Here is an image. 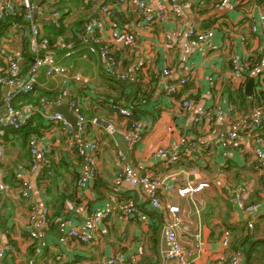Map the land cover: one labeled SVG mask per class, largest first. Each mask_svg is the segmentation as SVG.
<instances>
[{"label":"crops","instance_id":"1","mask_svg":"<svg viewBox=\"0 0 264 264\" xmlns=\"http://www.w3.org/2000/svg\"><path fill=\"white\" fill-rule=\"evenodd\" d=\"M97 1L112 6L114 19L134 38L132 44L111 50L119 62L120 73L129 75V84L125 87L106 71L96 45L83 31L86 24L95 20L101 26L93 27L94 36L101 35L103 41H107L106 31L100 30L106 24V17L100 13ZM122 1L120 4L118 0H93L90 3L32 0L43 10L39 23L45 36L46 19H50L53 13L59 14L60 35L53 38L49 33L47 36L51 41L49 53L52 61L65 68L68 74L48 79L40 72L31 97L37 100L40 95L52 98L58 94L61 104L66 102L67 107L71 100L79 103L86 119L83 137L96 141L98 145L97 175L92 184L76 187L75 182L84 176L86 166L78 156L66 150L65 137L55 125L43 121L44 134L53 143L50 153L53 162L36 179L35 194L38 201H46L50 208L49 226L40 230L38 238L29 245L26 242L29 234L19 230L23 229L20 226L27 217L25 205L0 195V243L5 242L9 233L14 237L11 242L17 247L15 255L2 264H25L26 260L34 264H110L113 258L128 259L133 255L137 256L135 264H155L159 257L158 225L162 215L151 211L144 203L146 189L134 191L123 187V192L114 194L117 151L128 156L137 173L161 180L160 200L164 207L178 206L185 219L191 222V227L199 233L202 245L196 253L195 264H219L230 259L233 250L242 243L245 250L241 251L239 247L241 252L234 264H245L246 251L254 241L257 244L251 250L249 264H264V163L259 167L251 153L252 146L258 147L255 140H264V128L251 133L250 138H240L238 143L226 149L215 142L220 133H243L246 123L264 115V104L258 97L264 93V32L262 29H258L257 34L251 32L253 19L257 21L258 13L264 10V0H232L239 5L230 13L201 8L200 0H185L182 16L176 18L168 11L165 21L152 26L140 22L136 7L140 0ZM210 1L213 0H207V3ZM146 2L158 6L156 0ZM4 5L0 0V11ZM221 22L227 27L228 24L237 27L236 34L247 38L246 49L255 67L248 72L243 84L232 78L226 61L231 48L221 36L220 28L211 41L202 45H192L184 35L189 27L209 31ZM173 32L179 37L175 45L169 46L166 38ZM22 35L20 32L10 36L7 29L0 33V75L7 68L6 59L12 54L22 57L21 64L26 61L24 54L29 52L23 50V46L27 36ZM239 46L236 40L234 47L238 49ZM108 47L111 49V45ZM139 62L143 68L135 71ZM186 65L193 67L194 79L174 98L168 97L165 87L175 82ZM164 71L168 74L164 75ZM75 76L81 80L73 81ZM250 78L254 80V86L249 96L245 86ZM11 90L1 86L0 101ZM240 91L245 98H240ZM182 95L191 99V110H181L176 104ZM38 106L37 109L42 108V105ZM57 106L48 107L46 113H56ZM114 106L127 107L143 124L141 138L135 144L130 145L122 138L130 120L112 109ZM200 111L207 115L195 127L190 126L189 120ZM38 116L42 119L40 114ZM13 136L14 132L0 136V144L5 149V157L0 160V177H9L20 164L28 162V153L21 147L22 139ZM184 136L196 141L201 148L191 159H182L181 163L170 168L162 167L154 158L153 150L161 148L175 152L179 139ZM74 139L84 140L77 134ZM199 182H207L209 187L194 196L202 206L199 215H194L188 199L178 197L170 189ZM228 192L239 194L245 204L256 207V212L246 215L236 200L227 199ZM128 199L148 215L147 225L124 221L115 214L97 225L95 241L89 245L67 237L72 228L88 232L92 215L109 204L118 208ZM249 217L254 222L252 232L247 228ZM67 221L71 225H67ZM248 241L249 245L246 244ZM182 246L192 250L188 245Z\"/></svg>","mask_w":264,"mask_h":264},{"label":"built area","instance_id":"2","mask_svg":"<svg viewBox=\"0 0 264 264\" xmlns=\"http://www.w3.org/2000/svg\"><path fill=\"white\" fill-rule=\"evenodd\" d=\"M5 5L2 11H0V21L6 20L12 14H15L18 7L23 6L26 9V28H27V46L29 54L32 58L33 65L26 73L23 79L20 78V65L22 57L18 58V54H12V57L6 59L7 68L4 75H0V87L7 86L12 88L10 92L3 96L0 101V136H3L7 132H16L23 125L27 123V120L34 114L38 113L42 116L44 122L55 125V127L64 135L66 150L72 155L78 156L86 166V171L83 177L76 180L75 186L80 188L84 184H92L97 175V152L98 145L96 141L87 140L84 136L86 130V119L80 111V105L75 100L68 102V107L72 115L76 118L74 126L70 125L61 114L53 113L47 114L46 109L48 107H55L61 104V100L56 102H49L42 99L41 109H37V106L26 104L19 109L14 107L13 102L19 96L31 95L34 92L35 84L37 83V77L40 72H43L44 76L48 79H53L58 76H66L68 73L62 66L54 63L49 53V42L43 37V30L39 23V18L42 16L43 10L36 6L32 0H3ZM93 0H84L85 3H90ZM147 0H140L136 3V7L140 13V22L146 26H152L160 24L166 20L167 12L172 13L176 18L182 16L183 4L185 0H156L158 6L155 7L146 2ZM97 6L100 13L105 15L106 24L101 27L100 30H105L107 33V41H103L104 38L94 36L93 27L98 25L95 20H91L83 27L84 33L87 35L89 41L96 45V51L99 57L104 61L106 71L116 80L125 81L129 78V75L120 73L119 62L114 56L112 49H117L123 45H130L133 43V36L127 34L118 24L113 17L114 8L110 5H103V1H97ZM118 3L122 4V0H118ZM239 3L232 0H213L207 3V0H200L199 7H210L212 10H224L227 13L234 12ZM259 18L256 21L253 19L251 26L252 33H258V29H262L264 32V10L259 13ZM58 13H53L52 17L57 19ZM221 22L218 27L209 31H202L197 26L189 27L185 31V37L191 40L192 45H202L208 41H211L214 37L215 31L220 28V33L223 38L227 40L228 48L231 51L227 55V63L230 67V72L234 81L244 83L246 81V75L249 72V64L251 63V54L248 53L247 38L236 34L237 27H232L228 24V27ZM56 26L57 23L54 22ZM221 25H224L220 27ZM8 32L10 36L20 33L21 27L16 22L8 23ZM179 35L176 32L167 36L166 41L169 46L176 44ZM236 40L240 43L239 48L236 47ZM8 41V40H7ZM111 45V49H109ZM234 47V48H232ZM264 53V45L262 46ZM143 68L142 62L137 63L134 68L135 71ZM164 75H167V71H164ZM194 69L191 66H184L183 73L176 78L175 82L165 87V93L168 97L174 98L176 95L182 92V89L194 79ZM72 80L79 82L80 77H72ZM176 104L181 110H191L193 103L191 99L181 96V99L176 101ZM114 109L118 114L125 119L132 117V111L127 107L114 106ZM207 113L201 111L191 117L189 120L190 126L195 127L201 123ZM264 128V115L258 119H253L244 125L243 133L236 131L220 133L217 135L215 142L216 145L226 149L227 147L239 142L240 138H250L251 133ZM143 132V124L139 121L130 124L127 131L122 135L124 141L130 145L135 144L141 138ZM83 138L82 141H76L74 135ZM257 146L251 149L252 156L260 167L264 163V140L257 138L255 140ZM53 143L45 134L41 136H34L29 139L27 143V150L29 161L27 164L18 166L13 185L8 186L2 182L0 177V195H4L6 198L10 197L13 200L23 203L26 207L27 217L19 229L20 232L24 231L29 234L27 243L31 245V242L38 238V232L42 229H46L49 223L50 208L46 201H38L36 198V179L42 171L48 169L51 166L50 153L52 151ZM206 147H209V143H206ZM201 148L198 143L188 137L184 136L179 139L178 150L175 152H169L165 149H154V158L158 160L162 167L168 168L181 163L182 159H191L193 155ZM117 156V171L114 178V194L119 195L123 192V187L127 190H140L146 189L144 196V203L149 206L151 211L161 213L162 218L159 226L160 247L159 257L155 264H195L197 258L196 253L201 250V238L196 229L191 227V222L186 220L182 215V211L178 206L172 205L164 207L160 200V189L163 186L161 180L155 179L149 175H141L137 173L128 161V156L121 152H116ZM5 157V149L0 144V160ZM207 182H199L197 184H184L176 188H171L170 191L175 193L180 198H187L188 202L193 207V214L199 215L202 206L200 202L194 200L196 193L208 188ZM13 191V192H12ZM226 197L229 201L236 200L237 204L246 212V215L256 212V207L248 206L240 198V195H233L228 192ZM119 215L124 221H138L144 225H147L149 221L148 215L142 211L131 199H128L115 208L109 204L104 207L103 210L92 215L90 224L88 226V232H79L72 228L68 231L67 237L75 240L78 243L89 245L95 241L96 227L101 222H105L112 215ZM252 218L249 217L247 228L249 231H253ZM70 221H67V225ZM11 229H14L12 226ZM19 232L18 229H15ZM14 237L8 233L5 242L0 243V264L6 259L11 258L16 253V245L11 242ZM188 245L192 250H186L182 246ZM236 256L230 258L228 262L225 260L219 262V264H234ZM137 256H130L128 259L113 258L110 264H135ZM25 264H34L31 260H26ZM104 264V263H97Z\"/></svg>","mask_w":264,"mask_h":264},{"label":"trees","instance_id":"3","mask_svg":"<svg viewBox=\"0 0 264 264\" xmlns=\"http://www.w3.org/2000/svg\"><path fill=\"white\" fill-rule=\"evenodd\" d=\"M79 2H84V0H77ZM62 4L63 1H60ZM25 13H26V9L23 7V6H20L18 7L17 11L15 14H12L10 17H8L6 20L4 21H0V33L2 34L8 27V23H12V22H16L18 23V25L21 27L22 31L21 32V35L22 37H26L27 36V28H26V16H25ZM52 14V13H51ZM53 15V14H52ZM50 15V16H52ZM46 24H47V28H46V34L47 36L49 35V33H51L53 35V38L57 37V35L59 34L60 35V28H61V21L58 19H54L53 17H50L46 19ZM54 22L57 23V25L55 26L54 25ZM53 26H55L53 28ZM8 30V29H7ZM47 36L44 35L43 33V37L45 39L48 40L49 42V47L51 45V41L47 38ZM27 39V37H26ZM24 49L26 52H29L28 50V46H27V40L24 41ZM29 54V53H28ZM24 54L25 58H26V61L23 62L21 65H20V78L22 76H24V74H26L29 69L31 68V66L33 65V61H32V58L30 56V54ZM255 67V64L254 62L250 63L249 64V71H251L253 68ZM6 70V69H5ZM5 70L2 71V76H5L4 73H5ZM114 80L121 86H127L129 84V81L128 79L125 80V81H120V80H116V78H114ZM123 84V85H122ZM240 95V98H245V95L243 94L242 91H240L239 93ZM41 97H37L36 99L37 100H34L31 95H27V96H19L15 99V102H13L14 104V107L16 109H19L21 108L22 106L26 105V104H33L32 106H37V107H40L38 105H40V100L42 99V97H44V99L46 101H49V102H56L58 100H60L61 98L58 97V94L55 95L54 97H48L47 95H40ZM258 97L260 98L259 99V102L260 103H263L264 104V93H261L258 95ZM133 114V112H132ZM137 116L132 115V117L129 119L130 120V124L133 123V122H136L137 121ZM34 121V122H32ZM44 127H45V124L43 122V120L41 119V117L38 116V113L32 115L28 120H27V123L25 125H23L19 130H17L15 133H14V136L13 137H20V139H22L21 141V147L23 150L26 149V154L28 153V150H27V143L29 141L30 138L34 137V136H41L44 134ZM28 158V161H29V156L26 157ZM25 158V159H26ZM52 161V160H51ZM53 162V161H52ZM52 162H51V165H52ZM23 164H20V166H22ZM51 167V166H50ZM49 167V168H50ZM170 168V167H168ZM42 174H44L45 172L42 171L41 172ZM14 177H15V173L10 175L9 177H3L2 178V182L5 184V185H8V186H11L13 185V182H14ZM161 219V218H160ZM162 221V220H161ZM49 222H50V217H49ZM48 226H49V223H48ZM246 244H250V241L246 242ZM244 244H240L238 245L234 250H233V256H237V254L241 251H244L245 250V247L243 246ZM243 246V247H242ZM239 247H241V251H239ZM240 254V253H239ZM231 257V258H232ZM230 259H225L226 262H228Z\"/></svg>","mask_w":264,"mask_h":264},{"label":"water","instance_id":"4","mask_svg":"<svg viewBox=\"0 0 264 264\" xmlns=\"http://www.w3.org/2000/svg\"><path fill=\"white\" fill-rule=\"evenodd\" d=\"M254 86V80L252 78H250L245 86V92L247 95H252V89ZM56 113H59L63 116V118L72 126L75 125L76 123V118L72 115V113L69 111L68 107H67V103L63 102L62 104L58 105L55 109ZM257 244V241L252 242L247 251H246V259H245V264H249V259H250V254H251V250L253 249L254 245Z\"/></svg>","mask_w":264,"mask_h":264},{"label":"rangeland","instance_id":"5","mask_svg":"<svg viewBox=\"0 0 264 264\" xmlns=\"http://www.w3.org/2000/svg\"><path fill=\"white\" fill-rule=\"evenodd\" d=\"M76 101V100H75ZM77 102V101H76ZM69 106V105H68ZM127 131V130H126ZM254 146H252V148H253ZM25 164H27V163H25ZM13 192V191H12ZM8 198H12V196H11V194H10V197H8ZM13 199V198H12ZM13 201H15V200H13ZM17 202V201H16Z\"/></svg>","mask_w":264,"mask_h":264}]
</instances>
